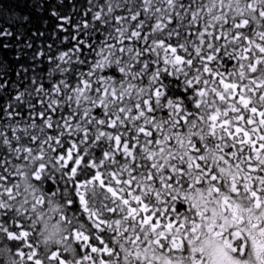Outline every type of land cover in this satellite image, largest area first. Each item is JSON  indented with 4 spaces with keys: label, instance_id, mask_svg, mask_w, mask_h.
<instances>
[{
    "label": "snow or ice",
    "instance_id": "6c2138e0",
    "mask_svg": "<svg viewBox=\"0 0 264 264\" xmlns=\"http://www.w3.org/2000/svg\"><path fill=\"white\" fill-rule=\"evenodd\" d=\"M15 8L2 264H264V0Z\"/></svg>",
    "mask_w": 264,
    "mask_h": 264
},
{
    "label": "trees",
    "instance_id": "16d2710c",
    "mask_svg": "<svg viewBox=\"0 0 264 264\" xmlns=\"http://www.w3.org/2000/svg\"><path fill=\"white\" fill-rule=\"evenodd\" d=\"M15 3H16V0H8V5L10 8L9 15H11L14 12L19 11L18 9L15 8ZM77 19H79V18L77 17ZM49 42H51V41H49ZM60 47H63V45H60ZM0 264H2V261H0Z\"/></svg>",
    "mask_w": 264,
    "mask_h": 264
}]
</instances>
